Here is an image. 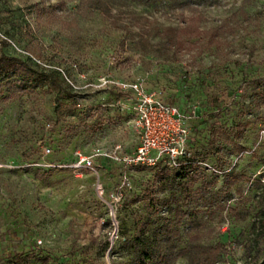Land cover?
<instances>
[{"label":"rangeland","instance_id":"1","mask_svg":"<svg viewBox=\"0 0 264 264\" xmlns=\"http://www.w3.org/2000/svg\"><path fill=\"white\" fill-rule=\"evenodd\" d=\"M240 2L215 0L192 10L128 0L98 10L80 0H0V264H126L133 253L123 242L170 218L175 204L184 211L179 245L192 233L200 246L221 244L215 264L264 255L257 231L264 106H253L264 97V0H251L246 11L255 20L223 45L204 51L185 40ZM162 30L182 38V47L167 45ZM2 56L38 74L24 81ZM129 77L192 111L190 141L216 170L200 164L186 192L159 166L125 168L126 179L119 163L105 160H96V172L69 168L76 147L120 143L129 153L137 144L131 114L116 104L108 82ZM225 134L229 142L216 149ZM210 139L215 150L206 152ZM226 171L241 175L228 189ZM194 258L189 252L173 264Z\"/></svg>","mask_w":264,"mask_h":264},{"label":"trees","instance_id":"2","mask_svg":"<svg viewBox=\"0 0 264 264\" xmlns=\"http://www.w3.org/2000/svg\"><path fill=\"white\" fill-rule=\"evenodd\" d=\"M128 0H80L87 8L105 10L107 4H123ZM171 8L195 9L200 5H209L215 0H164ZM251 4V0H241L235 11L231 12L226 17L222 18L216 25L204 30L192 28L189 35L186 37V42L190 46L198 45L201 50L208 51L211 48H216L224 44L228 36L234 35L243 25H250L255 20L250 17L246 11V7ZM160 37L165 38V42L169 46L182 47V38L174 32L162 30ZM196 38L194 42H189L190 39ZM3 65L13 70V73H20L26 81L33 78L34 74H38L35 68L29 66L24 61H20L14 57L2 56ZM3 67L0 66V75H3ZM41 75V74H40ZM165 96V95H164ZM170 101L168 96H165ZM175 103V102H174ZM255 108L264 106V97L261 100L253 102ZM191 125V123H190ZM192 127V125H191ZM193 129V128H192ZM228 134L224 135L222 141L218 142L217 148L221 147L223 142H229ZM211 141V142H210ZM207 143V151H214L212 147L215 140L210 139ZM195 143V142H194ZM193 149V157L203 155L198 146L191 143ZM234 146L238 150L242 149L239 142H234ZM204 156V155H203ZM165 176L171 177L174 180L176 187L181 192H186V181L191 177L200 175L197 170L196 163L180 165L178 168H169L164 165L156 164ZM149 167V166H147ZM223 185L226 189L230 188L240 177V174L231 171L223 172ZM261 217L258 219L257 231L261 236L264 234V208L260 210ZM184 217V211L178 204H175L171 209V217L155 224L148 232L144 228L139 229L134 237L125 240L123 245L126 246L133 255L126 264H173L176 259L186 256L189 252L195 255L193 264H215L220 261L224 254V249L221 244L210 246H200L197 244L198 236L196 233L190 234L187 242L184 245L180 244L179 226ZM251 246V245H250ZM248 248V247H247ZM241 264H264V255L258 259L257 254H253Z\"/></svg>","mask_w":264,"mask_h":264},{"label":"built area","instance_id":"3","mask_svg":"<svg viewBox=\"0 0 264 264\" xmlns=\"http://www.w3.org/2000/svg\"><path fill=\"white\" fill-rule=\"evenodd\" d=\"M108 82L115 88L118 97L116 104L121 109L127 108L131 114L132 124L139 132V140L129 153L122 152L120 143L111 147L93 144L87 150L76 147L68 163L75 174H80L82 170L96 172V160L119 163L124 168L121 171L123 179L127 178L125 168L135 166L160 164L174 169L181 164L195 162L197 168L203 163L216 170L211 164L203 162V155L193 157L190 109H182L167 99L159 87H145L138 77ZM122 102H128L129 107ZM42 151L48 153L49 146L42 147ZM99 188L100 184L97 183L98 193Z\"/></svg>","mask_w":264,"mask_h":264}]
</instances>
